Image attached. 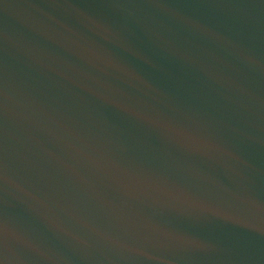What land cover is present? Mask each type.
<instances>
[{"label":"water","instance_id":"1","mask_svg":"<svg viewBox=\"0 0 264 264\" xmlns=\"http://www.w3.org/2000/svg\"><path fill=\"white\" fill-rule=\"evenodd\" d=\"M0 264H264V0H0Z\"/></svg>","mask_w":264,"mask_h":264}]
</instances>
